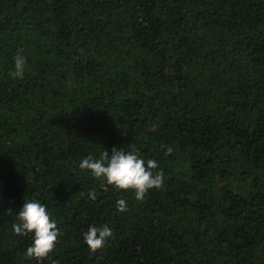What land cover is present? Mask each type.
Segmentation results:
<instances>
[{
    "label": "trees",
    "instance_id": "obj_1",
    "mask_svg": "<svg viewBox=\"0 0 264 264\" xmlns=\"http://www.w3.org/2000/svg\"><path fill=\"white\" fill-rule=\"evenodd\" d=\"M132 145L165 174L143 202L79 167ZM26 200L61 232L43 262ZM53 260L264 264V0H0V264Z\"/></svg>",
    "mask_w": 264,
    "mask_h": 264
},
{
    "label": "clouds",
    "instance_id": "obj_2",
    "mask_svg": "<svg viewBox=\"0 0 264 264\" xmlns=\"http://www.w3.org/2000/svg\"><path fill=\"white\" fill-rule=\"evenodd\" d=\"M26 58L20 51L14 57V71L9 75L13 79H23L26 70ZM167 155L172 154V148H167ZM81 170L90 171L92 176L100 181V188L107 192L109 187L116 191H132L137 201L143 202L150 190H159L164 186V172L155 171L158 163L154 159H143L135 146L130 151L112 149L111 156L103 151L99 158L85 157L80 161ZM89 198L95 201V190L88 193ZM117 211H127V203L123 199L116 202ZM8 214H11L9 210ZM13 232L20 236H32V243L27 248L26 257L43 262L55 251L61 232L57 222L52 218L47 206L36 200H26L16 215V222L12 224ZM113 236L108 225L90 226L83 234L84 243L91 253H96L105 247ZM52 264H59L53 260Z\"/></svg>",
    "mask_w": 264,
    "mask_h": 264
}]
</instances>
